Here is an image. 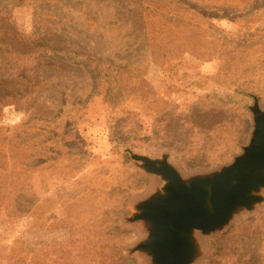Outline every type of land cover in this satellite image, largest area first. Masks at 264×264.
Segmentation results:
<instances>
[{"label": "rangeland", "instance_id": "rangeland-1", "mask_svg": "<svg viewBox=\"0 0 264 264\" xmlns=\"http://www.w3.org/2000/svg\"><path fill=\"white\" fill-rule=\"evenodd\" d=\"M35 41L51 56L21 55ZM255 97L264 108V0H0V139L14 138L0 184H18L0 199V264L22 247L56 264L59 244L76 264H116L109 248L83 258L98 239L142 264L128 250L146 235L125 218L156 178L128 151L184 176L227 165ZM199 240L195 264H264V206Z\"/></svg>", "mask_w": 264, "mask_h": 264}, {"label": "water", "instance_id": "water-1", "mask_svg": "<svg viewBox=\"0 0 264 264\" xmlns=\"http://www.w3.org/2000/svg\"><path fill=\"white\" fill-rule=\"evenodd\" d=\"M249 110L247 144L217 169L184 176L166 155L128 151L139 168L156 178L152 191L125 218L146 235L129 255L142 264H195L202 255L201 236L220 233L235 216L264 206V108L255 97Z\"/></svg>", "mask_w": 264, "mask_h": 264}, {"label": "trees", "instance_id": "trees-1", "mask_svg": "<svg viewBox=\"0 0 264 264\" xmlns=\"http://www.w3.org/2000/svg\"><path fill=\"white\" fill-rule=\"evenodd\" d=\"M33 45V50L30 51L29 53H24V54H21L23 56H35L37 57L36 60H38L39 58H42V57H46V56H51V49L42 45V44H39L37 43L36 41L34 42ZM55 50V49H54ZM57 51V50H55ZM64 51L63 53H66V54H57L60 56V59H63V60H71L70 58H72V54H74L73 52L71 53V51H67L66 49L65 50H61V52ZM68 54V55H67ZM79 54V53H77ZM73 59V58H72ZM75 61V60H74ZM88 60H80V63H87L90 65V69L92 71V73L94 75H96L97 73H99L101 70L98 68L97 65L93 66V64L91 62H87ZM0 132H2V129L0 128ZM8 141V142H7ZM11 141L13 142L14 141V138H7V137H3L0 139V153H2V149H3V144L5 142H7V144H11ZM3 172V170H2ZM5 173V172H3ZM3 173L1 176H3ZM17 183H4L3 185L0 184V199L2 197H6V196H11V197H17L18 193H17ZM30 188H21L20 190L24 191V193L26 194L27 192H29L30 190H28ZM17 209H20V208H17ZM117 232L118 233H121L122 231L117 228V227H113L111 229H108L106 231H99V232H103V235L102 237L106 236V232L107 234H111L110 232ZM71 233H72V230H71ZM105 234V235H104ZM224 236L222 237H218V241L216 243V251L219 252V250L221 249V239L223 238ZM98 239V238H97ZM72 241V234H71V239H70V242ZM102 242H106V239H98L96 240L95 242H93V245L91 244V247H88V248H83L82 250V255H83V258H87V257H91V258H94V257H103L105 256V251H108V248L110 251H112L115 255H116V260L114 263H118V264H129L130 262L128 260H125L119 253V251H117V248L114 247V246H106L104 245ZM101 243V247H100V250H99V244ZM223 244V243H222ZM66 246V244H59V247L62 248L58 255H57V258L58 260L56 261V264H76V261L72 260V256L69 255V250L65 249L64 247ZM10 249V248H8ZM15 250V249H14ZM17 252H14V251H8L7 253V256L5 258L6 260V263L7 264H45L42 260L34 257L33 253H30V252H27V250L22 247L21 251L16 254ZM21 253H24L25 255L22 256ZM28 255L30 256H33L29 261H28ZM28 261V262H27ZM82 263H86V262H82ZM81 264V263H79ZM94 264V263H93ZM95 264H101V263H95ZM103 264V263H102Z\"/></svg>", "mask_w": 264, "mask_h": 264}]
</instances>
